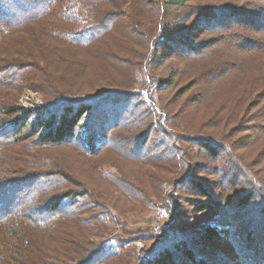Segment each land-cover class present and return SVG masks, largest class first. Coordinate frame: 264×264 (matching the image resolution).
Listing matches in <instances>:
<instances>
[{
	"label": "trees",
	"instance_id": "1",
	"mask_svg": "<svg viewBox=\"0 0 264 264\" xmlns=\"http://www.w3.org/2000/svg\"><path fill=\"white\" fill-rule=\"evenodd\" d=\"M117 31L126 45L107 39ZM16 35L35 46L11 48ZM148 42L143 63L132 44ZM25 88L43 95L32 111ZM62 150L134 200L147 181L122 163H166V222L138 264H264V0H0V264H105L122 250L118 212ZM219 206L222 235L207 222Z\"/></svg>",
	"mask_w": 264,
	"mask_h": 264
},
{
	"label": "rangeland",
	"instance_id": "2",
	"mask_svg": "<svg viewBox=\"0 0 264 264\" xmlns=\"http://www.w3.org/2000/svg\"><path fill=\"white\" fill-rule=\"evenodd\" d=\"M152 1V0H151ZM161 0H153L154 3L160 2ZM129 3H126L124 5V10L127 12L129 11ZM129 31L136 30L134 29V25H131L130 22L126 21V25ZM121 32L117 31V35L109 36L107 39L112 42L113 46L118 47L122 45H126L124 40L119 37L121 35ZM128 36V35H127ZM23 41L25 42L23 44ZM36 39H30L28 35H16L9 41L10 47L12 48V45H25L28 47L33 48L35 46L34 42ZM151 41V40H150ZM20 42V43H19ZM19 43V44H18ZM147 46H140L136 43H133L132 46L135 47L136 52H144L146 51L145 58L142 59L143 63L146 61L148 57V52L151 50L150 42L146 44ZM128 56V53H123L121 56ZM133 55V54H132ZM140 60V56H137L136 61ZM167 64V63H165ZM98 66L97 62L95 60H92L89 66V77H94L96 75V67ZM166 66V67H164ZM163 68H166V70L169 72L170 70V64L168 65H162ZM161 69V71L163 70ZM160 71V72H161ZM161 74V73H160ZM140 76V74H138ZM87 76V74H86ZM184 84L183 82L180 84H177L176 88L180 89V86ZM86 86V85H85ZM138 86L137 83L134 84V87ZM152 87H154V84L147 83L145 86V90H150ZM231 92L228 90L225 95H221L218 99L215 101H220L221 98L229 96ZM18 104L27 111L34 110L37 106H39L42 103L43 95L39 91H35L30 88H25L22 90L18 96H17ZM228 98V97H227ZM229 99V98H228ZM96 142L102 143L100 139H97ZM81 147L83 149L87 150V145L82 143ZM61 155L63 156V160H67L68 164L67 166L73 168L75 170L76 174H79L80 176L84 177L87 181H89L93 185H97L100 189V192H102L105 197H107L111 207L118 212L120 222H110L108 223V228L113 229V232L118 233L120 237L123 238L125 241L123 244L122 250H119L118 255L116 258H114L112 261H108L105 264H138V260L140 258H145L146 255L144 254V251L147 249H150L153 243L156 241V239H153L152 237H148L149 235H153L154 233H157L154 231V228H157L160 225H163L166 222V218L163 217L161 214V210L159 209V206L163 204L164 202V196H166V193L168 191L167 189V182L166 179L170 178V173H168L166 169V163L161 162V164L158 163L159 168H154V164L148 165H133L132 167L129 166L127 163H122L121 167L122 169L130 175H135L138 177H142L147 182L145 183V186H147V190L150 191V193H147L146 196L144 195L142 198L140 197L138 200H134L132 198H124V196L117 193L115 190H112L113 188H110L108 184H105L101 181V179L94 173L92 174V178L87 177V173L90 172L89 165L87 163L86 158H76L73 155L75 153L70 154L68 150H62ZM103 161V160H101ZM157 165V162H155ZM149 172H152L153 170H156L160 172L159 176L163 179L165 178L163 184L155 183L154 181H150V179L147 177L146 174H149ZM91 175V174H89ZM206 178V177H205ZM145 182V181H143ZM150 183V184H149ZM155 184V185H153ZM152 185L155 188H158L159 190L154 192ZM166 187V188H165ZM148 191V192H149ZM147 198V199H146ZM149 200V201H148ZM161 207V206H160ZM190 211V210H189ZM191 212V211H190ZM203 213H199L197 215H194L193 218L197 216L202 217ZM207 222L211 226H215L218 229H221L220 234H223L222 229H225L228 227V215L225 209L222 206H219L215 211L212 217H210ZM124 224V227L122 228L121 225ZM92 228V231L97 234L96 236H92V239L96 242H99L100 240V233H102V229L98 224H95V228L90 226ZM90 227H87L90 229ZM162 233V232H159ZM148 235V236H147ZM154 236V235H153Z\"/></svg>",
	"mask_w": 264,
	"mask_h": 264
}]
</instances>
